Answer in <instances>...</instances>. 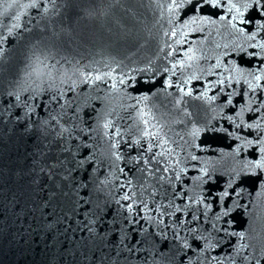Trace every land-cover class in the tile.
Returning <instances> with one entry per match:
<instances>
[{"label": "water", "instance_id": "1", "mask_svg": "<svg viewBox=\"0 0 264 264\" xmlns=\"http://www.w3.org/2000/svg\"><path fill=\"white\" fill-rule=\"evenodd\" d=\"M29 2L0 0V36L14 23L23 25L0 42V264H264V173L260 179L246 174L251 149L235 151L240 141L223 131L234 130L226 117L243 103L233 96L228 105L227 95L244 85L226 83L221 93L215 83L229 76L225 68L247 66L240 53L246 37L231 27V18L221 21L219 9L191 5L171 11L172 0H42L39 9L22 7ZM37 57L58 69L52 86L64 94L58 102L49 101L51 91L28 99L41 83L33 71L41 67ZM41 99L47 107H39ZM25 100L34 112L18 119L27 111ZM261 100L264 93L253 108ZM257 115L245 112L244 119L252 123ZM77 152L76 159L91 166L78 167ZM230 180L239 207L231 224L217 227L236 235L211 230L214 211L207 224L203 216L185 224L179 239L165 227L175 217L161 213L183 208L189 196L221 191ZM125 194L131 199L123 201ZM129 203L139 221L131 226ZM145 205L151 211H140ZM197 208L203 211L193 203L191 210ZM91 220L101 233L114 229L112 236L92 239ZM198 225L196 234L211 247L192 242L188 229ZM128 227L134 231L116 247ZM138 240L141 251L129 254L124 244ZM185 240L191 248L183 247Z\"/></svg>", "mask_w": 264, "mask_h": 264}, {"label": "snow or ice", "instance_id": "2", "mask_svg": "<svg viewBox=\"0 0 264 264\" xmlns=\"http://www.w3.org/2000/svg\"><path fill=\"white\" fill-rule=\"evenodd\" d=\"M42 0H30L29 3L23 5L22 7L26 9H39L41 7ZM191 5L194 11H200L201 9L208 7L211 10L219 9L223 12V15H219V19L221 21L225 20L227 17H230V25L241 35L246 37L247 46H240V53L246 54L247 66L241 68L239 66H233L231 68H225V71L229 72L228 77H223L218 79L215 83L219 85V91L224 93V86L227 83L228 86L233 85V81L235 84L240 85L243 83L244 87H241L239 91H233L231 94L227 95V104L232 105L233 96H239L243 103L240 104L238 110L233 109L234 115L226 117V119L230 122L232 128L234 129L232 132H229L228 129H223L230 137H233L236 140L240 141V144L237 145L235 151L239 152L241 148L247 146L251 149V157L247 160L245 164V168L248 170L246 173L250 176H255L257 179H260V174L264 173V135H252V131L255 130L258 133L261 130H264V124L261 121H264V100L260 101L259 108H253L256 100L259 99V94L264 93V38L260 40L257 39L258 36H261V33H264V0H180L177 3V0H172V4L169 6L171 11H175L176 9L186 7ZM47 11V8L45 9ZM212 15H217L215 11L212 12ZM17 21H20L21 17L17 16L15 18ZM197 17H192V22H196ZM200 19L210 20L211 17H201ZM23 25L20 22L14 23L11 28L7 29V34L0 36V42L7 41L8 37L11 36L16 29H21ZM176 32L173 30V35ZM255 41V43H253ZM249 49H253L254 51H249ZM258 50V51H256ZM253 61H257L256 64H253ZM37 63L41 65V67H34L33 71L35 72L37 78L40 80V85L34 90L35 95L28 97V99L35 100L36 96L43 97L45 93L51 91V95L49 96L50 102H58L60 99H63V93L57 88L54 89L52 86L56 82L58 69L55 65H46L43 60H40L37 57ZM219 66V65H217ZM102 77L97 76L95 79L99 80ZM84 80H88V76L84 77ZM65 81H62L64 83ZM44 83H48L49 87H43ZM124 81L120 80V84H123ZM167 84V81L165 82ZM115 87V85H113ZM183 91V89H181ZM190 95L191 93H187ZM11 95V93L9 94ZM202 96H207V89L205 92L201 93ZM209 99L215 100L216 97H210ZM17 107L21 106L20 95H16ZM48 105L41 99V104L39 107H47ZM23 107L27 109L23 117H18V119H25L31 113L34 112V107L27 103V100L23 102ZM254 111L258 115L256 119L253 120L252 123H246L244 119L245 112ZM53 120L56 117H52ZM238 121V122H237ZM44 123H47L46 121ZM108 127V125H105ZM243 131L244 134L240 135L239 133ZM199 129H194L192 132L193 136L198 135ZM152 133L148 131L143 132L144 137L151 136ZM251 137V138H249ZM136 143V142H134ZM113 148H117L118 145L113 144ZM153 149V145L150 143L146 149L147 152H151ZM62 151H71V148L62 149ZM116 159H120V156L116 153H113ZM163 155V153H160ZM79 156V153H73V159L76 162L78 167L84 166L86 163L91 166V162L84 159H76ZM155 160V157H152ZM193 160H196V156H192ZM148 163V160H145V164ZM54 167L56 165H53ZM95 171V169H94ZM120 171H123L121 169ZM164 171H168V169H164ZM179 180V175L177 176ZM199 179V178H197ZM104 183V181H102ZM235 181L230 180L227 185L218 192L211 193L209 192L207 195L203 193H199L195 195V199L192 196L188 197L189 203L184 204V207L181 208L179 204H176L174 209L170 213H161V215H171L175 217V220L170 225H165V227H172L175 230V236L179 239V229H182L185 224L192 225L193 223H198L201 216L205 218V224L209 223L208 217L210 212H215V216L211 220V230L220 233L224 232L227 235H236V233L228 232L227 228L223 227L221 224L220 227H217V223L224 221L228 224L232 223V220L229 219L230 214L233 212L234 207H239L237 202L233 200V193L237 196L240 194L236 187H234ZM264 184V180L261 181ZM199 187V185H197ZM123 188V185H121ZM188 190H184L185 194ZM194 191V190H193ZM175 195V193H174ZM123 201H128L131 199V196L125 194L121 197ZM232 201V204H229V201ZM119 203V201H117ZM195 203L197 205H203V211L201 212L199 208L196 210L192 209V204ZM123 208L124 206L121 205ZM168 208H172L173 205L170 202L167 206ZM218 209V211L216 210ZM151 211L148 209V206L145 205L144 209H140V211ZM128 217H125L127 224L129 226L139 223V221L132 219V214L134 211V205L132 203L127 204ZM184 213V215H190L191 220H185L178 215L179 213ZM144 219L150 221L152 217L146 216ZM97 221L91 220L89 221L90 226L87 228V232L92 239H95L96 236H100L101 239L110 238L114 229L107 228L103 233H101L96 227ZM106 223V222H105ZM116 223L115 221L112 222ZM203 226L198 225V227H189L188 231L191 234L192 242L196 245V247H211L212 241L208 240V238L204 235H197L198 231H201ZM134 229L131 227L124 228L120 230L119 234V242L115 244L116 247H119L120 244L124 243V241L129 239V234L133 232ZM242 235V234H241ZM134 238V237H132ZM201 241H207L203 245ZM107 244L111 245L113 242L111 239H107L105 241ZM141 241H137L136 245L129 246L128 244H124L127 252L129 254L139 253L141 251L139 245ZM183 247L191 248L188 241L185 240ZM119 255V253L117 254ZM106 259V258H104ZM101 264H103V259L101 260Z\"/></svg>", "mask_w": 264, "mask_h": 264}]
</instances>
